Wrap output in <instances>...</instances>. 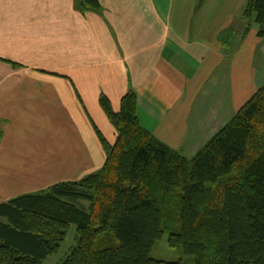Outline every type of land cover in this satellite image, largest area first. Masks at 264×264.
Masks as SVG:
<instances>
[{
    "label": "crops",
    "instance_id": "obj_1",
    "mask_svg": "<svg viewBox=\"0 0 264 264\" xmlns=\"http://www.w3.org/2000/svg\"><path fill=\"white\" fill-rule=\"evenodd\" d=\"M81 2L0 0V203L103 168L102 95L119 112L133 90L141 125L193 158L264 70L247 0Z\"/></svg>",
    "mask_w": 264,
    "mask_h": 264
},
{
    "label": "trees",
    "instance_id": "obj_2",
    "mask_svg": "<svg viewBox=\"0 0 264 264\" xmlns=\"http://www.w3.org/2000/svg\"><path fill=\"white\" fill-rule=\"evenodd\" d=\"M241 19L242 41L253 24L264 39V0H247ZM100 104L117 132L110 145L98 131L103 168L0 203V264H43L72 225L78 245L62 264H264V85L193 158L141 125L133 90L119 112ZM172 227L185 258H151Z\"/></svg>",
    "mask_w": 264,
    "mask_h": 264
},
{
    "label": "rangeland",
    "instance_id": "obj_3",
    "mask_svg": "<svg viewBox=\"0 0 264 264\" xmlns=\"http://www.w3.org/2000/svg\"><path fill=\"white\" fill-rule=\"evenodd\" d=\"M244 10V9H243ZM243 11L241 12L242 15ZM237 36V35H236ZM237 39L234 41H231L234 45L235 43V47H233L234 51L236 50L238 44L240 47V43L236 42ZM242 41V40H241ZM244 42V39H243ZM242 42V44H243ZM238 43V44H237ZM232 51L228 52V55H233L231 54ZM263 52V53H262ZM258 56L257 58L260 59H264V47L262 48L259 47L258 52H257ZM264 66V64H263ZM258 78L256 81H254L255 85H254V91H253V86L251 88V91L249 93H247V96L244 97V103L243 105L254 95V93L261 87L264 85V70L261 67V69L258 68ZM68 167V166H67ZM84 204L87 206L88 203L84 202ZM175 230H177V228L172 227L170 229L166 230V234L163 236V238L161 240H159L154 249L151 251V258L156 259V260H162V261H166V262H179L180 260H182L184 257L182 251L180 250V248H172L169 246L168 244V239H169V234L170 231L174 232ZM78 245V237H77V233H76V226L72 225L67 239L64 242V244L62 245L60 251L58 252V254H56L53 257H50L49 259H47L43 264H62L67 257L71 254V252L73 251V249Z\"/></svg>",
    "mask_w": 264,
    "mask_h": 264
}]
</instances>
